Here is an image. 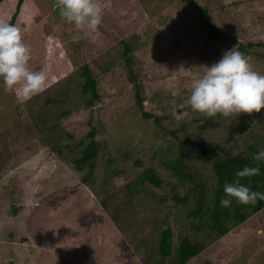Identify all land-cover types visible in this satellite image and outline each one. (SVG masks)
I'll return each mask as SVG.
<instances>
[{"label":"rangeland","instance_id":"rangeland-1","mask_svg":"<svg viewBox=\"0 0 264 264\" xmlns=\"http://www.w3.org/2000/svg\"><path fill=\"white\" fill-rule=\"evenodd\" d=\"M192 2L207 10L221 36ZM192 2L99 0L103 22L93 40L61 17L60 0H24L13 22L30 46V66L46 72L48 86L21 101L0 83V264H145V257L155 264L163 225H171L175 247L190 226L187 209L174 202L179 188L170 164L180 154L178 137L216 145L225 155L247 147L243 122L264 133V109L212 119L189 103L192 82L233 47L264 74V0ZM17 6L1 1L0 20L10 23ZM123 41L133 46L131 63ZM86 64L97 80L92 105L83 90ZM139 91L150 119L136 102ZM93 128L102 148L91 185L70 160ZM109 164L120 173L115 189L148 170L163 179L160 187L148 181L134 203L118 193V223L108 208L116 193L107 198L113 189L103 181ZM259 228L264 209L187 264H264Z\"/></svg>","mask_w":264,"mask_h":264},{"label":"trees","instance_id":"trees-1","mask_svg":"<svg viewBox=\"0 0 264 264\" xmlns=\"http://www.w3.org/2000/svg\"><path fill=\"white\" fill-rule=\"evenodd\" d=\"M3 0H0V2ZM24 0H18L17 11L13 16L10 23L14 24V20L18 15ZM192 2V0H191ZM192 4L200 12L203 21L211 29V33L215 37L221 36L215 28V25L211 19L207 10L203 9L200 5ZM235 43L236 40L233 39ZM125 44V55L127 60L131 63L133 56L131 55L133 46L131 43L123 41ZM252 45V44H250ZM243 48V47H242ZM131 69V67H130ZM82 76L85 78L83 84V90L86 94L91 93L92 98L89 102L91 105L94 100L98 98L97 92V80L92 73L90 67L86 64L83 66ZM137 104L142 110L143 115L150 119L153 114L144 110V99L139 91L137 94ZM220 116L215 117L219 118ZM213 119V118H212ZM156 124H159L158 118L155 119ZM261 124V122H259ZM249 128V129H248ZM240 131L246 130L244 137L248 139V145L245 150L240 149L238 152H230L222 154L218 146H211L205 144L203 141L198 142L197 146L193 145V142L182 140L178 137L179 141V156L172 160L170 168L175 172L178 179L176 185L179 190H176L174 195V202L179 209H187V218L190 226H184L185 232L180 236V243L178 246L173 245V231L170 224L163 225L158 241V255L160 260H157L155 264H187L193 257L200 255L206 248L210 241H214L219 237L230 232L232 227L240 225L247 221L251 216L264 209V200H257L254 204H239L235 200L232 201L229 207H222L220 205V199L225 195L223 192V185L225 182H231L234 179V174L237 169L243 168L245 165H254L252 155L256 153L260 148H264V133H257L255 128L251 129L247 123H242ZM97 128H93L89 132V141L81 140L79 142V154L75 158H71V162L74 165L82 178V183H90L94 185L98 180V160L99 153L101 152V142L97 138ZM243 135V134H241ZM196 140V139H193ZM87 142V143H86ZM238 146V145H236ZM128 156H132L131 153ZM137 164H141V161L136 159ZM114 160H109L110 164H113ZM203 164V170L199 167L198 163ZM109 164L107 174L103 176L104 185L106 188H112V193H116L113 198L112 205L109 204V213L113 217L114 222L118 223L120 220L121 208L115 201V197L119 193V196H123V200H129L130 203H134L132 196L139 194L145 189L146 183L149 181L157 187L162 185V178L155 170L144 171L139 176L129 180L126 184H120L117 189L115 180L116 176L120 173L116 171V168H111ZM72 165V166H73ZM259 174L252 177H245L241 180L242 183L248 184L252 189L264 192V164L260 166ZM119 173V174H118ZM207 175V176H206ZM210 180H213V186H209ZM151 194L144 195L143 200H151ZM107 200V199H106ZM140 204L141 200H137ZM128 202V201H127ZM103 205L107 207V204ZM130 210V206L125 207ZM145 208V207H144ZM18 208H15V212ZM157 218V217H156ZM155 218V219H156ZM126 221V218H124ZM152 218L150 220H144L145 222H154ZM128 220V219H127ZM166 219L165 222L169 221ZM114 223V224H115ZM165 224V223H164ZM145 264H152L150 259L145 257L143 259ZM163 260V261H162ZM164 261H166L164 263Z\"/></svg>","mask_w":264,"mask_h":264},{"label":"clouds","instance_id":"clouds-1","mask_svg":"<svg viewBox=\"0 0 264 264\" xmlns=\"http://www.w3.org/2000/svg\"><path fill=\"white\" fill-rule=\"evenodd\" d=\"M59 13L75 29L95 40L103 22V8L99 0H60ZM31 49L15 24L0 20V83L4 91L18 100L28 101L48 86L43 70L30 66ZM189 103L193 111L208 118L238 116L241 113L260 112L264 109V74L256 71L249 58L235 47L207 65L206 70L192 82ZM254 165L237 169L234 179L223 185L222 207L233 200L239 204H254L264 200V192L252 189L241 180L260 172L264 164V148L252 155ZM264 235V228L257 229Z\"/></svg>","mask_w":264,"mask_h":264}]
</instances>
